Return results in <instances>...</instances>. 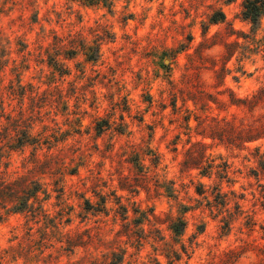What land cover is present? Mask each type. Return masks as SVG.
Wrapping results in <instances>:
<instances>
[{"label":"rangeland","instance_id":"374dc122","mask_svg":"<svg viewBox=\"0 0 264 264\" xmlns=\"http://www.w3.org/2000/svg\"><path fill=\"white\" fill-rule=\"evenodd\" d=\"M243 3L0 0V264H264Z\"/></svg>","mask_w":264,"mask_h":264},{"label":"trees","instance_id":"16d2710c","mask_svg":"<svg viewBox=\"0 0 264 264\" xmlns=\"http://www.w3.org/2000/svg\"><path fill=\"white\" fill-rule=\"evenodd\" d=\"M220 15L222 16L221 19L225 18L224 13L220 12ZM242 16L245 20H249L252 23L253 30L257 29L260 25L262 17L264 16V0H244ZM213 21L218 22L219 19L213 18ZM253 40H255V38H253ZM261 93H264V89H262ZM253 98H257V94L253 95ZM259 124L260 125L258 126L249 127L248 132L252 136L259 134V131L264 129V123H259ZM248 140H252V139H248ZM225 166H226L225 168L222 167V171H221V174H223L221 175L222 178L228 177V165L226 164ZM222 196H223L222 193L218 192V197L221 198ZM228 224H226V226H228ZM171 228L176 236H180L184 233L186 229V222L184 221V219L179 218L178 221H175L172 224ZM122 260H123V256L121 257L115 256L114 259L110 262V264H120ZM171 262H172L171 264H175L174 260H172Z\"/></svg>","mask_w":264,"mask_h":264}]
</instances>
